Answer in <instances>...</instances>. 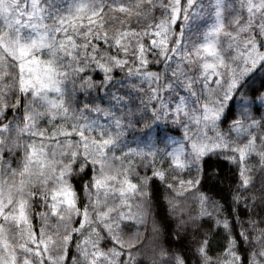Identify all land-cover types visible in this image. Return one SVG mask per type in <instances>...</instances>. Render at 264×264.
I'll return each instance as SVG.
<instances>
[{"label":"snow or ice","instance_id":"1","mask_svg":"<svg viewBox=\"0 0 264 264\" xmlns=\"http://www.w3.org/2000/svg\"><path fill=\"white\" fill-rule=\"evenodd\" d=\"M0 264H264V0H0Z\"/></svg>","mask_w":264,"mask_h":264}]
</instances>
